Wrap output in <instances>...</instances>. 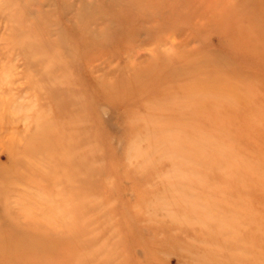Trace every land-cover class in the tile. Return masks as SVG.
Here are the masks:
<instances>
[{"label":"rangeland","instance_id":"1","mask_svg":"<svg viewBox=\"0 0 264 264\" xmlns=\"http://www.w3.org/2000/svg\"><path fill=\"white\" fill-rule=\"evenodd\" d=\"M0 264H264V0H0Z\"/></svg>","mask_w":264,"mask_h":264}]
</instances>
